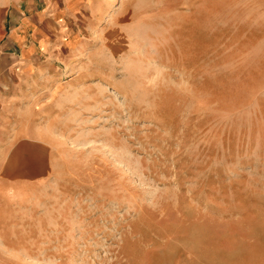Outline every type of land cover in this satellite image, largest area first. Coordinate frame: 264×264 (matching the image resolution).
<instances>
[{
  "label": "rangeland",
  "instance_id": "obj_1",
  "mask_svg": "<svg viewBox=\"0 0 264 264\" xmlns=\"http://www.w3.org/2000/svg\"><path fill=\"white\" fill-rule=\"evenodd\" d=\"M48 0L50 144L0 264H264V0Z\"/></svg>",
  "mask_w": 264,
  "mask_h": 264
},
{
  "label": "crops",
  "instance_id": "obj_2",
  "mask_svg": "<svg viewBox=\"0 0 264 264\" xmlns=\"http://www.w3.org/2000/svg\"><path fill=\"white\" fill-rule=\"evenodd\" d=\"M63 11L58 5L50 11L48 0H0V227L15 225L17 196L49 175L48 140L18 115L25 99L56 74L49 50L60 47H52L43 32Z\"/></svg>",
  "mask_w": 264,
  "mask_h": 264
},
{
  "label": "bare ground",
  "instance_id": "obj_3",
  "mask_svg": "<svg viewBox=\"0 0 264 264\" xmlns=\"http://www.w3.org/2000/svg\"><path fill=\"white\" fill-rule=\"evenodd\" d=\"M114 2H117V0H115Z\"/></svg>",
  "mask_w": 264,
  "mask_h": 264
}]
</instances>
